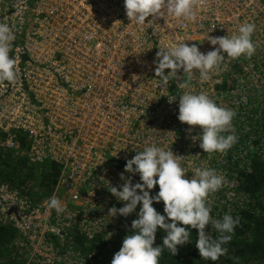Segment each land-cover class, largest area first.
I'll use <instances>...</instances> for the list:
<instances>
[{"label": "built area", "instance_id": "1", "mask_svg": "<svg viewBox=\"0 0 264 264\" xmlns=\"http://www.w3.org/2000/svg\"><path fill=\"white\" fill-rule=\"evenodd\" d=\"M0 22L15 34L9 56L16 61L15 82H0V147L24 142L29 163L56 165L36 202L0 179V225L16 231L11 246L26 264H111L140 205L128 217H111L109 209L124 202L107 186L120 190L126 161L153 143L181 156L186 179L197 167L224 177L207 198L213 220L239 218L250 207L253 199L239 186L264 162V0H198L194 21L165 15L150 27L128 20L124 0H0ZM243 23L255 25L250 58L225 53L219 71L206 81L194 71L187 89L179 84L182 69L166 85L155 76L159 49L191 40L184 43L207 53L218 47L208 34L231 36ZM185 91L206 93L235 112L237 141L226 153H204L193 139L200 126L178 120L179 97L169 99ZM124 175L139 182L138 174ZM53 195L64 207L59 214L48 208ZM152 206L164 214L162 201ZM164 235L158 229L155 240L163 243ZM197 235L191 229V241L177 250Z\"/></svg>", "mask_w": 264, "mask_h": 264}, {"label": "clouds", "instance_id": "2", "mask_svg": "<svg viewBox=\"0 0 264 264\" xmlns=\"http://www.w3.org/2000/svg\"><path fill=\"white\" fill-rule=\"evenodd\" d=\"M197 5L198 0H124L128 20L148 27L154 25L156 18L165 15L194 21ZM149 17L152 19L146 23ZM254 31V24L243 23L237 34L231 36L212 37L208 34L206 39L209 44L218 47L207 53H202L195 44L184 43L191 40H181L178 44L159 49L154 61L155 76L160 78L162 85H166L170 80H176L178 71L182 69L186 79L179 84L185 89L189 87L194 71H198L200 79L206 81L212 72L220 70L226 58H250L254 54ZM14 40L15 34L10 26L0 22V82L14 83L16 80V61L9 56ZM177 97L178 120L189 126H200V134L193 139H199V147L204 153L223 154L236 143L232 125L234 111L218 106L203 92L185 91L182 95L173 96L169 102ZM180 157L153 143L125 163L124 172L138 174L139 182L133 184L132 177L126 178L122 172L120 179L124 183L120 185V190L108 184L111 194L124 202L120 208L113 206L109 209L108 215L111 217H128L140 205L137 218L131 222V231L123 238L122 246L114 254L111 264H159L165 248L175 256L177 246L191 241V229L197 230L195 247L202 259L215 262L227 253L224 245L231 241V234L239 220L229 214L223 215L221 220H213L210 216L211 206L207 202L209 194L221 188L224 177L214 169L197 167L192 177L186 179L184 174L187 172L181 167ZM157 185L159 190L152 195L151 190ZM161 201L164 214L152 206L154 202ZM48 208L55 209L58 214L64 211L62 202L55 195L50 198ZM178 223L182 226H178ZM207 225L216 230V238L205 232ZM158 229L165 232L163 246H154Z\"/></svg>", "mask_w": 264, "mask_h": 264}, {"label": "trees", "instance_id": "3", "mask_svg": "<svg viewBox=\"0 0 264 264\" xmlns=\"http://www.w3.org/2000/svg\"><path fill=\"white\" fill-rule=\"evenodd\" d=\"M24 142L18 149L0 147V179L16 186L23 197L36 202L46 195L56 176V165L48 162L29 163L22 154ZM253 199L248 209L240 211L239 223L231 234L232 239L224 245L227 253L217 261L202 259L195 242L187 248L177 250L173 256L166 248L159 258V264H263L264 263V162H257L253 172L240 184ZM218 236L215 229L210 232ZM16 231L9 225H0V264H26L16 254L11 241ZM120 240L113 250V256L122 246ZM163 246L156 241L154 246Z\"/></svg>", "mask_w": 264, "mask_h": 264}, {"label": "rangeland", "instance_id": "4", "mask_svg": "<svg viewBox=\"0 0 264 264\" xmlns=\"http://www.w3.org/2000/svg\"><path fill=\"white\" fill-rule=\"evenodd\" d=\"M264 264V263H263Z\"/></svg>", "mask_w": 264, "mask_h": 264}]
</instances>
